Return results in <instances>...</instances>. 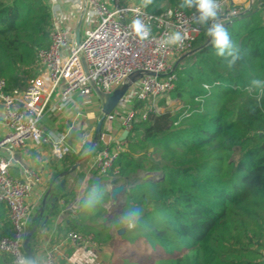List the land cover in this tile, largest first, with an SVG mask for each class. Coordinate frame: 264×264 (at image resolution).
<instances>
[{
  "label": "trees",
  "instance_id": "obj_1",
  "mask_svg": "<svg viewBox=\"0 0 264 264\" xmlns=\"http://www.w3.org/2000/svg\"><path fill=\"white\" fill-rule=\"evenodd\" d=\"M180 2L144 7L192 11ZM53 27L52 0H0V74L9 93L38 76V53L50 45ZM225 27L240 58L229 66L231 56H217L212 42L205 45V26L192 46L197 52L179 62L174 87L159 101L178 100L177 110L158 113L135 100L125 147L100 174L107 185L125 186L122 211L103 223L109 198L100 192L92 194L95 207H79L93 225L83 226L81 215L73 232L107 246L108 264H264V0ZM77 160L69 155V164ZM142 172L156 176L143 180ZM130 209L141 212L134 229L120 224ZM0 221V238L10 235L5 202Z\"/></svg>",
  "mask_w": 264,
  "mask_h": 264
},
{
  "label": "built area",
  "instance_id": "obj_2",
  "mask_svg": "<svg viewBox=\"0 0 264 264\" xmlns=\"http://www.w3.org/2000/svg\"><path fill=\"white\" fill-rule=\"evenodd\" d=\"M219 3V22L224 26L233 23L249 9L234 4L232 0H219ZM79 6L82 26H86L79 45L76 44L75 31L67 24L68 19L57 16L52 4L54 27L51 43L38 53L40 72L36 79L24 90L9 93L7 81L0 74V102L9 126V132L0 140V202L8 205L12 227L10 235L0 238V253L9 256L11 264H19L20 258L27 255L24 239L32 213L30 198L42 177L36 170L28 171L22 179L14 177L9 170L10 161L1 151L28 142L37 146L49 144L51 154L55 158H63L72 151L66 143L67 135L56 138L39 124L42 115L50 108L52 95L62 83L64 87L51 107L52 111L74 104L76 95L91 106L92 98L97 96L96 88L111 95L132 73L154 72L156 76L144 74L133 83L106 116L105 122L109 123L110 130L114 123L119 122L130 132L135 100L147 101L148 110L159 113L158 101L174 87L176 61L192 51L196 38L205 26L210 27L212 23L197 24L194 10L186 12L168 8L161 13H152L141 4H127L123 0H81ZM137 17L151 29L146 41H140L131 31V22ZM174 32L186 34L183 43L162 46V41ZM123 144L117 140L114 147L108 144L100 146L93 162L99 174H107L123 150ZM112 186L108 184L109 189ZM68 241L85 251L95 242L91 235L73 231L69 232ZM44 262L58 264L53 250L45 251Z\"/></svg>",
  "mask_w": 264,
  "mask_h": 264
},
{
  "label": "crops",
  "instance_id": "obj_3",
  "mask_svg": "<svg viewBox=\"0 0 264 264\" xmlns=\"http://www.w3.org/2000/svg\"><path fill=\"white\" fill-rule=\"evenodd\" d=\"M52 1L57 16L68 19V26L75 31L80 16H82L79 6L81 0ZM254 1L232 0L234 4L244 5L249 9ZM63 87L64 83L52 95L50 108L42 115L39 124L44 131L53 134L56 138L67 135L66 143L72 148L68 156L66 154L63 158H55L51 154L49 144L37 146L30 142L20 147L3 149L1 153L10 161L9 170L14 177L25 178L30 170H36L42 177L41 182L35 187L30 198L32 213L29 227L37 226L38 228L29 242V246L34 252L37 264H45L44 258L47 250H53L58 264H108L110 249L107 246L94 242L87 249L88 251H85L79 245L70 244L68 234L76 231L72 226L81 215L83 226L90 227L93 225L90 215L88 213L81 214L79 207L81 205L85 207L89 197L95 192H100V194L109 198L101 204L105 209V215L101 220L103 223L110 222L113 215L118 212L114 210V206H110V189L104 181H100V174L94 168L93 162L100 146L103 144L116 146V141L120 140L125 129L117 122L113 124L110 130L109 123L104 121L102 136L95 147L93 155L83 161L78 168L70 171L72 166L88 152L94 141L96 125L101 116L102 103L100 102L98 108H94L93 104L91 106L86 105L84 100L76 95L74 104H69L60 111H52L51 107L57 102L58 94ZM8 132L9 126L5 121L4 109L0 102V140ZM126 140H123V149ZM69 155L76 156L78 160L69 164ZM65 171L70 172L63 176ZM148 173L152 172H142L140 174L142 179ZM152 174L149 179L156 176L155 173ZM51 186L50 197L43 203L44 197ZM54 198H58V200L54 202ZM121 198L123 202V197ZM105 218L106 221H104ZM3 228L4 224L0 221V233L3 232ZM79 233L93 237L92 234ZM0 264H11L10 257L0 253Z\"/></svg>",
  "mask_w": 264,
  "mask_h": 264
},
{
  "label": "clouds",
  "instance_id": "obj_4",
  "mask_svg": "<svg viewBox=\"0 0 264 264\" xmlns=\"http://www.w3.org/2000/svg\"><path fill=\"white\" fill-rule=\"evenodd\" d=\"M153 0H143V4L147 7L152 4ZM179 7L181 9L194 10L195 22L199 25H207L210 21L211 26L207 27V36L212 37V44L216 50L217 56H231L232 60L229 61L231 66L236 59L240 58L239 48L230 43L229 32L227 28L219 22L220 19V3L219 0H181ZM132 33L139 38L140 41H146L151 35V29L145 25L140 18H136L131 22L130 25ZM186 34L182 35L180 32H174L167 36L162 41L163 45L182 44ZM253 84L259 85L260 81H253ZM99 201L94 197L90 196L86 202L87 207H95ZM140 209H130L124 212L120 218V224L128 229H134L140 219ZM19 264H37V259L31 255H24L20 258Z\"/></svg>",
  "mask_w": 264,
  "mask_h": 264
},
{
  "label": "water",
  "instance_id": "obj_5",
  "mask_svg": "<svg viewBox=\"0 0 264 264\" xmlns=\"http://www.w3.org/2000/svg\"><path fill=\"white\" fill-rule=\"evenodd\" d=\"M82 23H83V16H80V19L78 21V24L75 28V40L76 44L79 45L81 41V28H82ZM212 41V37H209L208 41L206 42L205 45L209 44ZM198 49H193L192 51L188 52L187 54L182 55L175 63L174 69L177 67L179 62L183 60L185 57L193 55L197 52ZM144 74H149L156 76L157 74L154 72H134L132 73L129 78L124 82V84L116 89L111 95L106 94L102 92L99 88H96V93L97 95L101 98L102 100V109H101V116L98 119L97 125H96V130H95V137L92 145L90 146L88 152L76 162L71 168L70 171L75 170L76 168L79 167V165L90 158L93 155V152L95 150L96 145L98 144L101 136H102V130H103V125L104 121L106 119V116L110 114L113 109L117 106L119 103L120 99L124 96V94L128 91L129 87L135 83L137 80H139ZM129 135V131L125 130L120 138L121 141L125 140ZM70 171H65L63 172V176H66L68 172ZM153 174L148 173L146 176L143 177L144 180H147L151 178ZM153 178V177H152ZM52 191V186L46 193L44 197L43 203L47 201V199L50 197V192ZM125 193V186L123 184H118V185H113L112 188L109 190V195L111 198L110 206L117 207V211L121 212L122 208L124 206L123 202H120L121 197H123ZM58 198H54V202L57 201ZM106 221V218L104 219ZM37 226L29 227L28 230L25 233V239H24V249L27 255L34 256V252L29 246V242L31 241L33 235L37 232ZM123 229L118 230V233H122ZM35 257V256H34Z\"/></svg>",
  "mask_w": 264,
  "mask_h": 264
},
{
  "label": "rangeland",
  "instance_id": "obj_6",
  "mask_svg": "<svg viewBox=\"0 0 264 264\" xmlns=\"http://www.w3.org/2000/svg\"><path fill=\"white\" fill-rule=\"evenodd\" d=\"M123 2H124V0H123ZM127 4H129V2H127ZM245 5H246V3H245ZM85 27L86 26L83 25L82 28H81V37L84 35ZM166 96H164V97H166ZM97 101H98V103H97ZM100 102L102 103V100L98 96H96L94 99L92 98V104H93L94 108L95 107L98 108L100 106ZM158 104H159V101H158ZM181 105L182 104H181L180 101L172 100L170 98H167V101H166L165 105H160L159 104V110H160V112H162L163 110H166V109L177 110ZM120 201L122 202V198L120 199ZM114 210H117V207H114Z\"/></svg>",
  "mask_w": 264,
  "mask_h": 264
}]
</instances>
